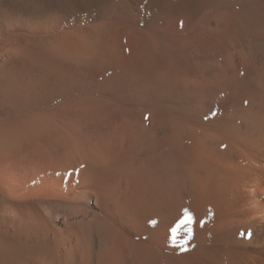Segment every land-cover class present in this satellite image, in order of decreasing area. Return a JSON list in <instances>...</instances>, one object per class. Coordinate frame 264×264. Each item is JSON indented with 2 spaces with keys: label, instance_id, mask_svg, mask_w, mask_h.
I'll return each instance as SVG.
<instances>
[{
  "label": "bare ground",
  "instance_id": "obj_1",
  "mask_svg": "<svg viewBox=\"0 0 264 264\" xmlns=\"http://www.w3.org/2000/svg\"><path fill=\"white\" fill-rule=\"evenodd\" d=\"M0 264H264V0H0Z\"/></svg>",
  "mask_w": 264,
  "mask_h": 264
},
{
  "label": "snow or ice",
  "instance_id": "obj_2",
  "mask_svg": "<svg viewBox=\"0 0 264 264\" xmlns=\"http://www.w3.org/2000/svg\"><path fill=\"white\" fill-rule=\"evenodd\" d=\"M192 223V218L185 210L184 216L176 222V224L171 228V232L175 234L181 227H186Z\"/></svg>",
  "mask_w": 264,
  "mask_h": 264
}]
</instances>
